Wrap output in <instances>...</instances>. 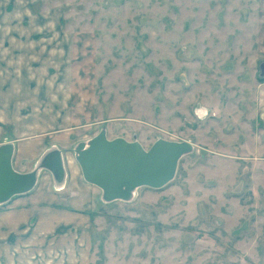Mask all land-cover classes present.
<instances>
[{"label":"rangeland","instance_id":"374dc122","mask_svg":"<svg viewBox=\"0 0 264 264\" xmlns=\"http://www.w3.org/2000/svg\"><path fill=\"white\" fill-rule=\"evenodd\" d=\"M263 64L264 0H0L15 134L75 164L100 130L193 147L166 186L93 197L24 264H264Z\"/></svg>","mask_w":264,"mask_h":264},{"label":"water","instance_id":"95a60500","mask_svg":"<svg viewBox=\"0 0 264 264\" xmlns=\"http://www.w3.org/2000/svg\"><path fill=\"white\" fill-rule=\"evenodd\" d=\"M260 69L264 76V64ZM192 149L186 141L158 139L145 150L137 141L108 139L105 131L100 130L87 142L78 143L73 152L83 180L99 189L103 202L110 203L128 202L142 187L163 188L174 179L179 160ZM12 152L10 143L0 146V204L29 192L40 170L48 171L61 185L65 173L59 150L47 152L36 168L26 174L12 169Z\"/></svg>","mask_w":264,"mask_h":264},{"label":"crops","instance_id":"0c3cea01","mask_svg":"<svg viewBox=\"0 0 264 264\" xmlns=\"http://www.w3.org/2000/svg\"><path fill=\"white\" fill-rule=\"evenodd\" d=\"M2 115L0 112V146L13 145L11 167L17 173L33 171L47 152L59 150L56 145L52 146L48 134L42 133L37 137L31 133L25 136L15 134L11 124L3 123ZM62 149L59 151L65 175L61 185L48 171L40 170L29 192L0 204V264H24L31 253H35L40 240L49 239L64 229L63 226L72 218L67 220V214H84L93 197L101 196L99 189L83 180L77 163L67 160ZM59 192L68 195L69 206L66 207L71 211H65L64 205L58 201L61 199ZM46 250H50L48 244L47 249L44 248Z\"/></svg>","mask_w":264,"mask_h":264},{"label":"bare ground","instance_id":"6f19581e","mask_svg":"<svg viewBox=\"0 0 264 264\" xmlns=\"http://www.w3.org/2000/svg\"><path fill=\"white\" fill-rule=\"evenodd\" d=\"M62 157V156H61Z\"/></svg>","mask_w":264,"mask_h":264}]
</instances>
